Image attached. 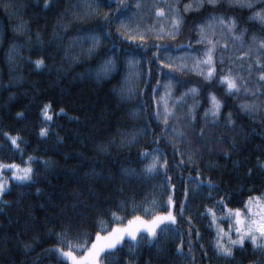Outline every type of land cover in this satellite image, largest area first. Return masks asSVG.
I'll use <instances>...</instances> for the list:
<instances>
[{
    "label": "trees",
    "instance_id": "1",
    "mask_svg": "<svg viewBox=\"0 0 264 264\" xmlns=\"http://www.w3.org/2000/svg\"><path fill=\"white\" fill-rule=\"evenodd\" d=\"M7 2L5 9L0 0V163H27L33 172L31 181L21 182L11 169H0V179L7 181L0 193V264H62L53 249L66 224L74 225L68 239L84 243V233L94 238L99 230L98 220L110 228L133 215L150 219L154 211H167L166 206L153 211L152 202L166 205L170 194L175 223L160 225L154 243L146 234H138L136 242L122 240L108 255L101 254L102 264L264 262V250L254 249L248 239L242 250L234 248L235 259L215 248L220 229L231 230L235 238V217L223 205L245 210L249 196L264 195V84L258 83V70L264 69L254 62L255 57L264 61V52L251 40L264 38V25L249 19L250 10L228 0L189 11L183 10L189 0H49L47 7L43 0ZM170 4L183 17L173 36L167 35ZM157 6L165 9L164 16L156 14ZM211 14L234 17L235 30H246L243 43L210 21ZM21 20L25 25L17 31ZM122 22L138 25L145 39L128 40ZM161 25L164 34L158 35ZM197 25H204L205 39ZM92 34L99 36L94 47ZM209 40L215 44L216 67L210 80L193 70L212 46ZM241 52L250 54L240 57ZM41 57L44 64L37 67L34 61ZM108 57L114 64L104 71ZM170 63L184 67L169 68ZM229 69L244 77L249 92L243 87L225 91L218 77ZM193 86L196 92L186 91ZM210 92L221 100L215 119L205 115ZM252 102L257 111L242 109ZM45 103L51 106V120L42 115ZM165 108L170 110L167 123ZM13 135L18 147L11 143ZM153 149L167 161L166 171L145 174L148 161L141 153ZM113 211L122 220L112 217ZM25 243L31 247H22Z\"/></svg>",
    "mask_w": 264,
    "mask_h": 264
},
{
    "label": "snow or ice",
    "instance_id": "2",
    "mask_svg": "<svg viewBox=\"0 0 264 264\" xmlns=\"http://www.w3.org/2000/svg\"><path fill=\"white\" fill-rule=\"evenodd\" d=\"M45 7L49 5V0H43ZM221 3V0H195V3L192 0H189V3L184 5L183 10L189 11L192 8L200 9L207 4L209 7L215 8ZM230 5H239L241 7L248 8L250 10L249 19L259 21L261 25H264V0H228ZM259 3L262 5L261 7H257L256 4ZM5 9H7L10 5L7 0H4L2 5ZM15 7V5H11ZM91 11H96V9L91 7V4L86 5ZM139 7V3L137 4ZM169 10L173 13L170 16L171 24L169 27V31L167 35L173 36L179 29V26L182 22L183 17L179 15L178 9L176 8L175 4L169 5ZM156 14L158 16L165 15V9L162 7L157 6L155 8ZM105 18L108 17V13L104 14ZM208 19L210 21H216L220 25L226 27L229 34H231L234 40H239L243 43V36L245 33V29H240L237 32L236 29V20L234 17L227 16L225 17L223 14L217 16L215 14H211ZM25 22L21 20L19 24L16 26V30L20 31L23 29ZM122 26L126 28L127 32L130 33L127 36L128 40H136L139 39L141 42L145 39L146 32L144 30L139 29L138 25L128 26L122 22ZM198 31L201 34V39H205L204 35V25H197L196 26ZM164 34V27L161 25L160 33L158 35ZM39 35V34H37ZM92 41V45L90 47H94L99 42V36L96 34H92L90 37ZM252 41H255L257 44V50L264 52V38L257 39L254 35L251 37ZM200 42V41H197ZM208 43L212 45L205 50V54L202 59H197L195 61L193 70L198 71L200 75H203L205 79H211L214 73L216 72L215 62L213 59V48L215 44L213 41L209 40ZM159 47H163L162 45H158ZM250 53L241 52L240 57H244L249 55ZM155 55V54H154ZM223 62V57H221V63ZM255 64L258 68L264 69V61L261 60L260 57L254 58ZM128 63L133 65L135 61L133 59H129ZM161 64L164 63L163 60L160 61ZM34 64L37 67H40L44 64L43 57L38 58L34 61ZM114 64V61L111 57H108L102 64V69L104 71H108L109 68ZM167 67L169 68H177V70H181L184 65L177 66L176 64H168ZM249 74L252 71V64L248 65ZM218 82L222 85H226L225 91L229 94L232 92H239L243 87L245 92H249V87L244 79L240 75L239 72L233 73L232 69H229L226 73L220 75L218 77ZM169 83H171L169 81ZM258 83L264 84V70H258ZM186 91L196 92L197 89L193 86ZM259 87L256 88V92L259 93ZM210 97V108L205 109V115L211 114L213 119L217 116L220 106L221 100L217 98L214 93H209ZM179 99V97L177 98ZM50 104L45 103L42 108V115L45 120H51L52 113L50 111ZM191 107L189 106V110L191 112ZM242 109L248 111L249 113L255 112L258 110V106L255 102L252 103H243L241 105ZM63 112V109H60ZM170 110L165 108V115L164 121L167 123L168 116ZM20 115V113H17ZM157 117L159 118V113H157ZM233 121L231 119V114L229 113L227 124L232 125ZM39 132L41 135L46 134V128H40ZM173 133L178 136H183L184 133L179 129H173ZM201 135H203V129H201ZM18 137L16 135L11 136V143L14 146L18 147L17 144ZM101 151L104 149L101 147ZM158 149H153V152L149 153L147 150L141 153L142 156L148 161L146 164L143 165V173H155L160 169H164L166 171V164L167 161L164 160L163 162L160 159V155L158 153ZM28 159H32L29 157ZM191 160V157H189ZM47 164V161H45ZM181 164L183 161L180 162ZM11 169L12 170V177L17 181H31L32 179V172L33 169L30 164H25L21 167L20 164L15 162L12 163H0V169ZM93 175H97L95 170H93ZM197 176H199V172L197 171ZM170 183V178H169ZM7 185V181L4 179H0V193L5 191ZM209 186H211V182H209ZM174 187V186H172ZM39 192L40 190L37 189ZM187 193V189L185 190V194ZM224 197L221 196L219 201L223 203ZM153 203V211L157 206H166L167 211H154V214L151 215L150 219H145L144 216L141 215H133L131 216L126 223H116L111 225L109 228L107 225L104 224L103 220H98L97 224L99 230L95 232L94 238H91V234L84 233V243L73 244L69 236V228L74 227L71 223L66 224L60 232L57 233V238L59 243L54 246V251L57 254V257L62 260V264H102L101 254L108 255L111 250L116 249L117 245L121 243V241L127 236L131 239L132 242L138 241V234L140 237H143L146 233L147 235V242L154 243V238L157 236V228L164 223L165 221H169L175 223L176 217L173 215L172 212V205L174 203L173 197L170 194L167 198L166 205H156L155 201ZM253 204H255L256 210H253ZM75 206V205H74ZM225 209H227V213L230 216L235 217V238H233L231 234V230L229 232H224L223 229H220L218 235L221 237L215 241V248L218 254L223 255L225 258L235 259L234 257V248L240 246L242 250L243 245L245 243V239L251 241V244L254 249L264 250V195L261 196H249L245 201V210L241 208L235 209H228L227 205H223ZM183 209V201H181V210ZM147 211V207L145 208ZM211 208L208 209V212H212ZM112 217L121 219L118 217L117 212L113 211L111 213ZM215 216L213 215V220ZM190 235V233H189ZM226 237V239L224 238ZM91 238L90 244L87 240ZM35 239V237H34ZM77 239H80L78 236ZM181 243H183V238H181ZM191 239L188 240L189 244V252H191ZM61 244H65V247H61ZM22 247L28 249L31 247L30 244H23ZM203 247V245H201ZM177 252L180 254H184L181 251V244L176 245ZM108 250V251H106ZM206 255V253H205ZM129 264H135V262H129ZM249 264H264V262L256 260V261H249Z\"/></svg>",
    "mask_w": 264,
    "mask_h": 264
},
{
    "label": "rangeland",
    "instance_id": "3",
    "mask_svg": "<svg viewBox=\"0 0 264 264\" xmlns=\"http://www.w3.org/2000/svg\"><path fill=\"white\" fill-rule=\"evenodd\" d=\"M253 210L255 211L256 210V207H255V204H253ZM234 221H235V218H234ZM167 222H169V221H165L164 223H167ZM164 223H162V224H164ZM161 224V225H162ZM233 233L235 234V225H234V227H233ZM146 234V233H145ZM124 239H130L129 237H125ZM123 239V240H124ZM118 246V245H117ZM106 251H108V250H106Z\"/></svg>",
    "mask_w": 264,
    "mask_h": 264
}]
</instances>
